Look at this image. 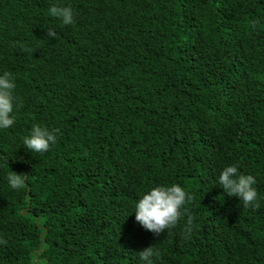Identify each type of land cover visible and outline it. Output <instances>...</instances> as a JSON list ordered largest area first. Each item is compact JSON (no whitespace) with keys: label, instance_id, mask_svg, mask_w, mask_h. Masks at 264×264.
<instances>
[{"label":"trees","instance_id":"16d2710c","mask_svg":"<svg viewBox=\"0 0 264 264\" xmlns=\"http://www.w3.org/2000/svg\"><path fill=\"white\" fill-rule=\"evenodd\" d=\"M4 72L0 264H138L151 246L154 264H264V0H0ZM36 123L59 133L32 154ZM229 164L255 177L256 207L219 188ZM173 183L191 200L146 231L135 201Z\"/></svg>","mask_w":264,"mask_h":264},{"label":"clouds","instance_id":"9594fccd","mask_svg":"<svg viewBox=\"0 0 264 264\" xmlns=\"http://www.w3.org/2000/svg\"><path fill=\"white\" fill-rule=\"evenodd\" d=\"M48 14L64 25H70L74 20L72 8L66 5H50ZM47 35L49 38H54L55 32L49 30ZM15 88V79L8 72L0 74V130L9 129L14 125ZM58 133L59 129L39 123L33 124L28 135L23 138L22 146L32 154L47 152L50 146L57 142ZM26 179L23 173L17 174L13 171L7 176L8 185L14 190L20 189ZM216 181L227 197L237 198L244 206H257L258 193L253 187L256 179L253 175L244 174L237 165L224 166ZM190 200L191 195L179 184L157 185L147 189L135 201L132 212L135 213V221L143 229L159 235L177 223L185 204ZM192 223V218L189 216L185 225L186 232L191 231ZM137 255L138 264H154L153 257L158 253L151 246L139 251Z\"/></svg>","mask_w":264,"mask_h":264}]
</instances>
